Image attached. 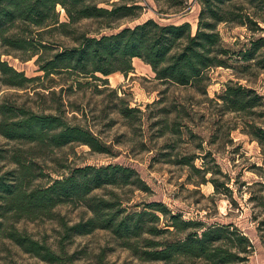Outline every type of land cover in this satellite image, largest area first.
<instances>
[{"label":"trees","instance_id":"obj_1","mask_svg":"<svg viewBox=\"0 0 264 264\" xmlns=\"http://www.w3.org/2000/svg\"><path fill=\"white\" fill-rule=\"evenodd\" d=\"M164 1L171 6H184L188 0ZM142 2L146 0H0V81L36 94L42 93L38 90L42 87L50 91L49 96H59L55 106L39 111L12 104L4 96L0 100V133L41 148L80 143L98 152L108 151L94 130L69 119L65 86L60 85L59 91L58 85H34L54 75L75 76L69 86L72 90L75 86L81 89L83 81L90 78L111 87L108 76L117 71L128 75L134 69V58L139 57L152 66L162 82L190 86L208 94L212 70L231 68L238 77L252 70L264 71V0H198L201 11L196 30L188 20L164 24L150 18L131 25L143 15ZM86 21H91V25ZM222 28H243L246 40L238 37L230 44ZM5 55L21 62L35 59L43 74L28 76ZM112 96L116 101L114 108L124 117L134 118L142 113L140 108L131 107L118 89L112 88ZM219 98L226 112L241 113L260 106L263 96L254 88L230 80ZM248 125V132L264 147V126L256 122ZM14 156L17 167L10 171L12 178L0 175V201L20 217H48L61 204L85 200L92 216L69 229L80 234L99 227L109 229L144 262L189 264L193 259H205L208 264H253L250 256L255 246L233 223L206 226L187 221L161 202L151 203V210L128 211L120 200L94 194L108 186L144 187V180L133 167L109 164L69 168L67 173L40 186L33 185L36 178L32 166L21 153ZM160 212L167 219L164 227ZM192 225L199 226L186 230ZM182 231L186 235L178 236ZM165 234L174 237L165 238ZM10 237L48 261L57 258L49 245L16 229ZM142 239L149 249L140 250L138 242Z\"/></svg>","mask_w":264,"mask_h":264},{"label":"rangeland","instance_id":"obj_2","mask_svg":"<svg viewBox=\"0 0 264 264\" xmlns=\"http://www.w3.org/2000/svg\"><path fill=\"white\" fill-rule=\"evenodd\" d=\"M142 3L143 15L131 25L154 18L164 24L188 20L194 30L198 27L201 11L198 0H188L184 6H171L164 0ZM222 32L230 44L238 37L246 40L243 28L229 31L222 28ZM4 58L28 76L43 74L38 71L35 59L21 62L13 56ZM133 66L128 75L122 71L109 75L111 87L90 78L83 81L81 89L75 86L72 90L69 86L75 76L71 74L54 75L34 83L58 85L59 91L65 86L69 119L94 130L108 151L98 152L80 143L57 149L41 148L0 133V175L12 178L10 171L17 167L13 161L17 152L32 166L36 178L33 185L40 186L67 173L69 168L109 164L133 167L144 180V187L108 186L94 194L120 200L128 211L150 209L151 203L161 202L187 221L206 226L233 223L255 246L251 263L264 264V147L248 132L250 122L264 126V71L252 70L240 78L234 69L217 68L211 71L213 79L208 94H203L190 86L162 82L156 78L152 66L139 57L134 58ZM230 80L256 89L263 96L261 105L247 112H226L219 94ZM112 88L118 89L120 96L142 113L134 118L121 115L114 108ZM0 90V100L8 96L12 104L36 111L55 106L59 97L49 96L50 91L42 87H38L42 93L36 94L8 87L1 81ZM0 214V264H164L142 261L109 229L99 227L86 234L70 230L69 226L88 221L92 216L85 200L61 204L51 216L35 218L20 217L0 201ZM159 214L164 227L167 219ZM15 229L49 245L57 253L56 260L48 261L11 239ZM184 235L186 231L178 236ZM172 237L165 234V238ZM145 244L144 239L139 240L141 251L149 249ZM188 263L208 264L205 259Z\"/></svg>","mask_w":264,"mask_h":264}]
</instances>
